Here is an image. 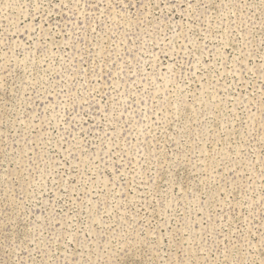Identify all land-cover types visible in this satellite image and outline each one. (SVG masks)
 <instances>
[{"label":"rangeland","instance_id":"obj_1","mask_svg":"<svg viewBox=\"0 0 264 264\" xmlns=\"http://www.w3.org/2000/svg\"><path fill=\"white\" fill-rule=\"evenodd\" d=\"M0 264H264V0H0Z\"/></svg>","mask_w":264,"mask_h":264}]
</instances>
